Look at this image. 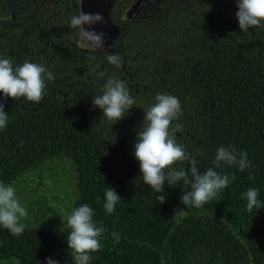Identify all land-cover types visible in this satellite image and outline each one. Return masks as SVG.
<instances>
[{
  "label": "trees",
  "instance_id": "1",
  "mask_svg": "<svg viewBox=\"0 0 264 264\" xmlns=\"http://www.w3.org/2000/svg\"><path fill=\"white\" fill-rule=\"evenodd\" d=\"M134 1L115 0L111 8L112 21L122 26L110 52L121 58L116 66L108 53L79 51V34L70 26L76 0H0L4 9L29 4L15 23H0V58L14 67L42 64L54 76L39 103L23 97L5 102L0 181L11 184L58 155L72 159L77 207L90 206L93 220L107 230L90 264H264V207L248 212L241 197L256 188L264 206V22L242 31L236 0H153L136 17L124 18ZM110 78L125 82L135 100L116 123L92 104ZM158 94L179 99L176 142L196 157L201 172L214 167L220 146L248 153L250 170L214 168L235 180L201 208L182 205V182H165L160 203L162 193L142 180L134 146L143 109ZM173 167L187 171L190 165ZM109 186L121 198L113 214L103 208ZM179 208L185 215H175ZM65 225L66 219L47 222L19 236L0 227V263L47 264L51 257L73 264Z\"/></svg>",
  "mask_w": 264,
  "mask_h": 264
},
{
  "label": "clouds",
  "instance_id": "2",
  "mask_svg": "<svg viewBox=\"0 0 264 264\" xmlns=\"http://www.w3.org/2000/svg\"><path fill=\"white\" fill-rule=\"evenodd\" d=\"M82 4L83 0H77L79 10L70 18V26L77 30L84 41H90L93 47L103 48L104 33L95 31L93 26L104 24V16L100 12L83 11ZM236 4L238 11L235 15L242 31L262 26L264 0H236ZM107 60L116 66L121 62L120 56L113 53L107 54ZM53 79L52 72L42 64L25 61L14 67L10 58H0V93L3 94L0 98V130L7 127L8 113L4 111V106L8 98L18 100L23 97L27 101L39 103L46 94V81ZM134 103L125 82L116 78L108 79L102 95L94 96L92 100L93 107H98L105 118L115 123L126 116ZM143 110L144 118L137 134L134 156L139 161L143 182L157 193H162L157 196L160 203L166 199L163 194L165 182L169 186L182 182V205L201 208L217 198L235 180V175L221 174L214 168L226 165L240 172L252 168L248 153L229 145L220 146L213 160L214 167L201 172L196 157L187 154L184 147L176 142L179 125L173 128L172 123L181 114L179 99L169 94H158L155 102ZM178 161H187L190 168L187 171L185 168L177 170L173 165ZM253 178L254 174L249 171V179ZM258 195L259 190L256 188H249L241 194L242 199L246 200V211L252 212L253 209L264 207ZM104 197L105 212L113 214L116 204L121 200L120 196L109 186ZM177 214L185 215L180 208L179 212H175ZM27 216L28 210L17 197L15 187L0 181V227L13 236L22 235L26 225L21 220ZM93 217L94 211L87 204L73 208L66 217L65 226L70 230L66 240L73 264H90L92 253L103 247L100 240L107 230L95 222ZM111 235L113 242L119 243V233L113 232ZM46 260L47 264H59V261L51 257Z\"/></svg>",
  "mask_w": 264,
  "mask_h": 264
},
{
  "label": "rangeland",
  "instance_id": "3",
  "mask_svg": "<svg viewBox=\"0 0 264 264\" xmlns=\"http://www.w3.org/2000/svg\"><path fill=\"white\" fill-rule=\"evenodd\" d=\"M147 1L137 15L145 8ZM108 3V0H83L82 7L85 12H100V10L103 11L102 9L108 10ZM151 3L152 1L148 4ZM109 22L113 23L110 18L105 22L108 27L110 26ZM116 26L122 29L121 25L116 24ZM93 27L95 30L96 25ZM106 29L103 48L93 47L91 42L87 41L86 43L81 42L80 46L85 50H79L82 52L96 50L102 53L114 51L121 29L119 35L114 38L108 31L110 28ZM76 183L75 163L64 155L50 158L45 164L23 174L11 183L16 189L21 204L28 210L27 218H23L21 223L25 224L26 228H39L47 222H63L71 210L77 207ZM0 264H16V261L11 260V262H1Z\"/></svg>",
  "mask_w": 264,
  "mask_h": 264
},
{
  "label": "water",
  "instance_id": "4",
  "mask_svg": "<svg viewBox=\"0 0 264 264\" xmlns=\"http://www.w3.org/2000/svg\"><path fill=\"white\" fill-rule=\"evenodd\" d=\"M106 1V0H104ZM115 0L112 1L111 3V0H108V10H105V9H102L103 11L100 10V13L104 16V20L105 22L109 21V18L111 19L112 21V16H111V8H112V5L114 3ZM146 0H135L131 5L130 7L126 10L125 12V15H124V18L126 19H132L134 18L139 12L140 10L143 8L144 6V3H145ZM111 4V5H110ZM108 11L110 13V15L108 16ZM109 17V18H108ZM113 22V21H112ZM110 23V22H109ZM106 28H110L108 31L111 33V37H115L116 35H119V32H120V27L119 26H116V24L113 22L112 24L110 23V26H106V23L104 24H99V25H96V28H95V31L97 32H103L104 35H105V32H107V29ZM106 36V35H105ZM81 42H84L86 43L87 41H84L80 35H79V40H78V49L80 50H85V49H82L80 46H81ZM79 50V51H80ZM82 52V51H81ZM95 52H98V53H102V52H99V51H96ZM107 53H110V51H108ZM103 54H106V53H103Z\"/></svg>",
  "mask_w": 264,
  "mask_h": 264
},
{
  "label": "flooded vegetation",
  "instance_id": "5",
  "mask_svg": "<svg viewBox=\"0 0 264 264\" xmlns=\"http://www.w3.org/2000/svg\"><path fill=\"white\" fill-rule=\"evenodd\" d=\"M31 1L33 3L35 2V0H31ZM150 1L153 0H148L147 3L145 4V8L150 6V4H148ZM28 11H29L28 3L15 5V7L11 9L0 8V23L4 25L13 24L19 18L23 17L26 13H28Z\"/></svg>",
  "mask_w": 264,
  "mask_h": 264
}]
</instances>
